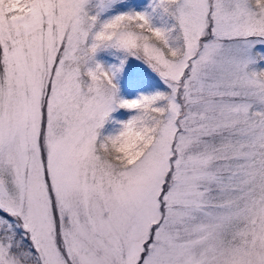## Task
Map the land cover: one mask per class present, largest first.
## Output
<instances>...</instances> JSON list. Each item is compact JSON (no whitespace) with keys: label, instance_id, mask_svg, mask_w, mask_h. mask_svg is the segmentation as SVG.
I'll return each instance as SVG.
<instances>
[{"label":"snow or ice","instance_id":"1","mask_svg":"<svg viewBox=\"0 0 264 264\" xmlns=\"http://www.w3.org/2000/svg\"><path fill=\"white\" fill-rule=\"evenodd\" d=\"M0 264H264V0H0Z\"/></svg>","mask_w":264,"mask_h":264}]
</instances>
